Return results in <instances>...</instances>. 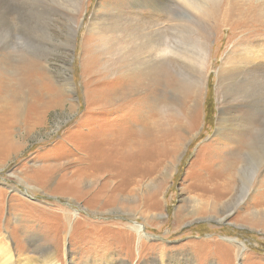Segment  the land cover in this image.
<instances>
[{"label": "rangeland", "instance_id": "374dc122", "mask_svg": "<svg viewBox=\"0 0 264 264\" xmlns=\"http://www.w3.org/2000/svg\"><path fill=\"white\" fill-rule=\"evenodd\" d=\"M75 1L0 0V243L18 264H40L35 245L57 264H264V72L232 81L222 110L215 93L240 43L264 48V17L224 24L225 0L144 15L150 39L206 55L195 79L165 59L116 68L89 22L132 0Z\"/></svg>", "mask_w": 264, "mask_h": 264}, {"label": "bare ground", "instance_id": "6f19581e", "mask_svg": "<svg viewBox=\"0 0 264 264\" xmlns=\"http://www.w3.org/2000/svg\"><path fill=\"white\" fill-rule=\"evenodd\" d=\"M181 1L184 4H188V5L192 4V0H181ZM75 2H76L75 3L76 8L79 9V7H81L80 0H76ZM177 2H179V0H175L174 4H176ZM255 2L256 1L251 0L247 2L246 4H244L240 0H225L224 5H223L225 7V10L223 11L224 13L223 23L225 24L227 22V20H225L226 17L228 18L230 16H234L235 14L237 15L240 14L241 17L248 19L250 25H252V23L259 22V20L264 17V9H260L259 6L257 7L253 6ZM132 3L134 5L133 7H135V10H136V11L134 10L135 12L133 13L129 12L130 14H127L126 12L120 13L119 11L115 13V10H112L110 14L108 12L104 15H100L97 18L89 22V25L91 26L92 31L104 33L107 36L111 35V38L114 42V49H115L114 61H113L114 66H116V68L118 69L129 66V67L136 68V70L140 68L147 69L149 67L156 66L155 69L156 71H158L159 69H161L162 65L166 63V61H163L161 59H165V60L171 61L172 63H174L173 61H175L177 64L179 62L181 63L180 65L182 66H185V64L187 63V65L191 69L190 71L193 76H196L197 74H199L198 72L199 71L201 72L205 66L206 55L203 54V57L198 56V58H192L191 60L187 61L186 59H184L183 54H180L178 51L175 50V48L171 46L169 47L168 45L163 44L164 42L163 43L161 42L162 44H158L157 40L150 39L151 34H156L157 32L160 33L162 30L159 31L157 29L158 31H153L152 27H147L148 25L147 23H145L144 15L146 16V14H148V16L159 17L157 15L158 14L157 11L160 9V7H162L163 4L167 6L169 3V0H132ZM262 3L264 4V0L262 1ZM141 8H144L148 13L144 14L140 12L139 9ZM130 11L132 12V10ZM256 26L258 25L256 24ZM71 31H72V34L74 35L75 31L73 27L71 28ZM149 31L151 34L149 33ZM261 42L264 44V41H261ZM229 43H231V40L229 41ZM239 45L242 48L238 47L234 51V55L232 56L233 58L229 60L227 59L226 61H224L221 67L219 68V70L216 71L218 73H216L217 82H216V92L215 93H216V97L218 100L219 109L221 110L225 106V97L229 95L228 93L230 92V86L232 84V81H234L236 78H238L241 75L247 76V75L256 74V76L257 75L259 76L260 74L264 72V48H259L258 50H256L257 53L252 54V50L249 46L246 45V47H244L243 44L241 43ZM238 51H249V53L246 52V54L243 55L240 52L238 53ZM255 59H257L260 62L255 64L254 63ZM100 71L101 70L99 69L97 72L98 76H96V79L97 78L100 79L102 77V75H100L101 74ZM199 75H201V73ZM199 75H197L195 79H198ZM61 81L63 82V86L66 89L71 86L69 82L67 81V79H61L60 82ZM193 81L196 82L197 80H193ZM227 86L229 87V90L227 89ZM261 120L262 119L260 117L255 116L253 123L258 124ZM224 121H225L224 117L218 120V123H217L218 129H220V127L222 126L221 123H223ZM225 191H227L226 188L224 189V192ZM221 197L223 196L219 195L217 200H219ZM64 213H66V215H69V212L65 210H64ZM75 215L76 214H74V216ZM260 222L254 219V225H259ZM126 229L131 231L132 233H135V236L137 237L138 240H140L141 238H144L143 236H145L144 228L141 225L134 224V226H128V228ZM35 236L37 237L38 234H35ZM143 240L146 241V239H143ZM140 245L141 243L138 245V248L140 247ZM240 245L241 244L238 243L236 247H239ZM49 247L47 248V250H45V249H39V247H36L35 245V246H32L30 248V251H28L29 253H26V254L27 255L29 254V255H32L38 258L40 264H57L54 257L51 255V250ZM0 264H18V262H16L14 259V253L12 251L10 244L0 243Z\"/></svg>", "mask_w": 264, "mask_h": 264}, {"label": "trees", "instance_id": "16d2710c", "mask_svg": "<svg viewBox=\"0 0 264 264\" xmlns=\"http://www.w3.org/2000/svg\"><path fill=\"white\" fill-rule=\"evenodd\" d=\"M212 103V102H211ZM213 104V103H212ZM210 113L208 114L210 117H211V115L213 114V111L211 110V111H209Z\"/></svg>", "mask_w": 264, "mask_h": 264}]
</instances>
